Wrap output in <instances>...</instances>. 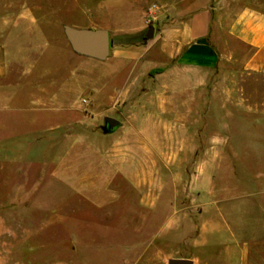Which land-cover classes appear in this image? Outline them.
<instances>
[{
  "label": "rangeland",
  "instance_id": "374dc122",
  "mask_svg": "<svg viewBox=\"0 0 264 264\" xmlns=\"http://www.w3.org/2000/svg\"><path fill=\"white\" fill-rule=\"evenodd\" d=\"M89 1L0 0V43L9 62L0 81V264H127L112 244L115 233L132 241V231H152L159 219L168 225L175 200L179 215L196 213L191 192L201 182L213 202L264 200V77H243L242 102L253 110L235 105L240 96L221 93L219 85L233 87V81L213 74L208 124L204 118L195 128L185 121L171 126L167 115L138 128L122 113L121 104L131 101L123 93L155 86L156 72L129 79L128 68L112 57L73 48L65 25L85 28ZM152 99L142 98L159 115ZM56 104L66 108L59 120L52 117ZM106 116L121 125L106 132ZM138 129L157 140L137 143ZM143 145L146 173L138 174ZM119 150L130 155L128 164L109 160V151ZM66 172L77 176L76 186L65 182ZM121 213L139 217L110 223ZM144 215L153 222H140ZM172 257L164 254L162 264Z\"/></svg>",
  "mask_w": 264,
  "mask_h": 264
},
{
  "label": "crops",
  "instance_id": "0c3cea01",
  "mask_svg": "<svg viewBox=\"0 0 264 264\" xmlns=\"http://www.w3.org/2000/svg\"><path fill=\"white\" fill-rule=\"evenodd\" d=\"M153 4L156 8L152 12ZM82 5L85 12L87 6ZM88 10L89 22L80 25L109 31L112 41L109 58L115 59L120 68H128L127 78L140 79L161 68L155 73V86H129L123 93L131 101L121 104L122 113H127L138 128L148 126L146 120L163 121L162 116L167 115L171 126H180L185 121L186 126L195 128L204 118L208 124L209 82L213 74L217 80L233 81V87L220 84L219 89L223 94L240 96V100H235L236 106L240 103L241 109L244 106L255 109L254 105L242 102L245 90L242 80L247 75L264 77V0H90ZM150 26L154 31L147 36ZM8 68L7 48L0 43V81ZM149 95L154 97L152 101L157 103L159 115L151 113V106L146 100L143 102L142 98ZM52 108L55 111L52 117L62 118L65 106L56 104ZM143 131L144 134L138 129L134 141L145 144L157 140ZM112 138L117 136L109 140ZM124 141L119 137L117 142ZM171 141L179 142L177 133L171 136ZM197 148V144L192 146L194 153ZM145 149L143 145L138 150L142 159L137 163L138 174L140 170L146 173ZM98 153L90 151L91 157H98ZM112 159L125 165L130 155H124L122 150L109 151V160ZM111 174L109 168V179ZM64 179L74 186L79 181L70 172H66ZM192 191H197L191 192L190 200L196 213L179 215L175 200L168 220L164 221L168 225L163 227L162 219L156 225L144 215L140 222L147 219L153 222L152 231H132L135 236L132 241H126V232L115 233L118 242L112 244L122 254V262L162 264V256L171 254L189 258L192 264H264V200L213 202L209 199L210 186L205 187L202 182L193 186ZM110 207L113 206L109 204V213ZM123 216L121 213L110 223L135 219ZM103 248L109 245L98 247L97 252Z\"/></svg>",
  "mask_w": 264,
  "mask_h": 264
},
{
  "label": "water",
  "instance_id": "95a60500",
  "mask_svg": "<svg viewBox=\"0 0 264 264\" xmlns=\"http://www.w3.org/2000/svg\"><path fill=\"white\" fill-rule=\"evenodd\" d=\"M154 27L150 26L147 36L153 34ZM65 32L72 43L73 48L84 55L95 57L97 59H106L111 50L112 41L109 31L105 28H77L65 25ZM121 121L113 116L105 117V131L112 132ZM168 264H192L189 258H169Z\"/></svg>",
  "mask_w": 264,
  "mask_h": 264
},
{
  "label": "built area",
  "instance_id": "2783aa9c",
  "mask_svg": "<svg viewBox=\"0 0 264 264\" xmlns=\"http://www.w3.org/2000/svg\"><path fill=\"white\" fill-rule=\"evenodd\" d=\"M156 8V4H153L152 6H151V11L153 12V10Z\"/></svg>",
  "mask_w": 264,
  "mask_h": 264
},
{
  "label": "trees",
  "instance_id": "16d2710c",
  "mask_svg": "<svg viewBox=\"0 0 264 264\" xmlns=\"http://www.w3.org/2000/svg\"><path fill=\"white\" fill-rule=\"evenodd\" d=\"M156 71H161V68H156V69L152 70V72H156Z\"/></svg>",
  "mask_w": 264,
  "mask_h": 264
}]
</instances>
